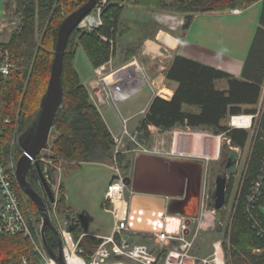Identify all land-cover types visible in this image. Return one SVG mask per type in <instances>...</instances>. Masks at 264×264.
Returning <instances> with one entry per match:
<instances>
[{
  "label": "trees",
  "instance_id": "16d2710c",
  "mask_svg": "<svg viewBox=\"0 0 264 264\" xmlns=\"http://www.w3.org/2000/svg\"><path fill=\"white\" fill-rule=\"evenodd\" d=\"M88 0H16L14 17L20 19V26L7 44H0L11 51L16 69L0 88V151L1 161L12 177L14 188L21 201L22 211L36 235L42 237L45 249L56 255L60 240L54 228L45 226L42 232V216L33 201L21 190L15 178V167L9 168L10 158L16 162L23 155L19 139L36 117L43 95L48 86L55 57L58 29L62 21ZM100 0L103 5V25L95 29H76L71 35L64 57L62 84L64 100L57 113L53 129L57 136L49 144V155L40 156L43 172L49 165L53 173L63 164L119 165L122 153L115 154L116 142L100 111L94 105L87 87L82 83L75 68L76 51L81 47L94 72L111 62L116 53L118 41L129 31L122 22V12L128 3L153 10L186 15L184 31L189 30L198 14L228 12L243 9L262 1L263 10L259 26L246 59L241 78L214 67L176 56L166 70V79L177 83L174 96L165 100L155 97L145 113L139 132H148L151 127L171 131L177 126L209 130L215 135H225L231 142L225 154H234V148L244 150L249 141V131L231 129L228 124L233 116L255 115L264 87V0ZM98 7V6H97ZM39 35V38H38ZM134 56L128 51L127 58ZM224 81L227 89L220 90L216 83ZM195 107L198 113L186 112L185 107ZM8 121V122H7ZM229 123V122H228ZM264 131V114L262 119ZM261 137V138H260ZM257 140L253 159L245 177L241 198L236 206L235 220L231 230L234 257L247 256L245 264H264V239L253 230L246 218L247 196L257 180L264 156V136ZM51 162L52 164H50ZM126 177V168L120 166ZM232 181L227 192V203L231 198ZM28 182L44 199L47 209L52 210L35 167L28 173ZM56 200V214L60 222L75 224L73 235L84 234L87 220L74 212L66 202L64 184L59 188ZM264 191L256 213L264 219ZM68 216L70 218H68ZM52 221V220H51ZM56 226L55 220L52 222ZM100 240L84 237L82 247L92 253ZM261 252L252 253V251ZM34 242L22 234L0 233V264H43Z\"/></svg>",
  "mask_w": 264,
  "mask_h": 264
},
{
  "label": "crops",
  "instance_id": "0c3cea01",
  "mask_svg": "<svg viewBox=\"0 0 264 264\" xmlns=\"http://www.w3.org/2000/svg\"><path fill=\"white\" fill-rule=\"evenodd\" d=\"M262 3V1H259L248 8L236 9L228 12L198 14L195 16L193 23L187 31L183 30L187 17L184 14L153 11L136 6L133 3L126 4L122 12L121 19L122 22L128 26L129 31L119 41H121V44L128 42L132 47L127 50L126 55H124V59L126 60L128 51H133L134 56L132 58H137L142 62V65L146 68L145 70L148 73L150 81L155 83L157 86L156 89H153L150 84H147L148 87H151L153 95L151 97L149 106L143 108L140 111L142 116L138 120L137 124L132 125V129L140 128L145 113L149 109L155 97L159 96L165 100H170L174 96L178 85L177 83L170 82L166 79V70L171 65L173 59L176 56L185 57L187 59L229 73L237 78H241L246 59L259 26L263 10ZM13 4H16V0H0V44H7L10 41L12 35L17 31V28L12 29V27L17 25V21L20 25L19 18H10L9 15L10 10L13 8ZM15 9L16 6L14 10ZM111 61V64L108 63L104 66L108 67L109 65H113L114 58ZM124 64L125 62L118 66L121 67ZM95 78L85 81L83 84L89 90L92 102L100 111L103 119H105L102 112L111 108H117L115 106L119 103L114 104L111 101H108V99L103 94H101V92L96 91L97 82ZM216 85L220 90L227 89V84L224 81H219L216 83ZM154 90H161V92L156 94ZM263 98L264 87L261 100ZM128 100L120 101V103H126ZM123 109L126 111V117L124 119L125 122L126 120L129 122L132 121L136 114H138L126 110L127 108ZM184 110L186 112L192 113L199 112L197 108L188 106L185 107ZM151 129L157 128L151 127ZM172 132L175 134V136L170 151L157 152V154L205 163V160L211 161L212 158L204 155L206 153L205 140L209 138L208 136L210 135L208 134H211L209 130L191 129L189 127L177 126ZM172 132H163V134H171ZM137 155L138 154H136L132 160L129 158L127 161L126 159L123 160L122 165L125 166L124 169L126 168L127 171L126 177L132 176ZM86 165L101 166V164H82L79 166L75 163H68L61 165L60 169L64 170L65 172L70 171L72 174H74L76 170ZM104 166L109 167L113 172L110 179L111 183L115 178L113 165ZM72 187L74 188L73 185ZM92 187L93 185L88 184L87 190H84L82 194L83 198H105L107 190H104V192L99 197L98 195L96 197H92L91 194H88V190ZM69 197L70 196L68 194L67 198ZM125 198L128 199L131 211L133 212L134 210L131 206L132 198L149 197L144 195H136L131 191L130 188H126ZM160 205H162V212H164L161 216L162 219L168 217L174 218L173 220L178 221L187 218L181 213L180 210H178L176 213L168 211L167 207H165L167 205V201L163 199H158L152 203L141 201L138 202V206L136 208L138 214L142 216V221L148 223L146 216L147 213L154 212L155 208L160 210ZM70 208L72 209L71 211L80 214L83 218L88 220V217L84 213L78 209H75L74 207ZM102 208L105 214H108L110 217L111 225L109 229H101L100 226L88 227V224L86 223L85 226L87 229H84V236L96 238L110 236L112 234L114 223L113 217L107 211L106 207L104 206V202L102 203ZM203 213L204 212L201 211L199 222H202ZM164 227L166 228L165 225L163 228ZM200 227L202 228L201 225ZM168 231L177 232L178 228L176 230L174 229ZM150 232L152 231H144V233L133 236L132 241L134 243L156 244V242L152 240V235Z\"/></svg>",
  "mask_w": 264,
  "mask_h": 264
},
{
  "label": "built area",
  "instance_id": "2783aa9c",
  "mask_svg": "<svg viewBox=\"0 0 264 264\" xmlns=\"http://www.w3.org/2000/svg\"><path fill=\"white\" fill-rule=\"evenodd\" d=\"M106 2L107 0H104L103 4ZM95 11L97 15L94 17L92 13L88 16L80 25V29H87L93 25L95 27L103 25L101 18L103 5H98ZM15 69L16 65L13 62L11 51L6 47L0 46V88ZM105 70V66L100 68L97 71L98 75L101 76ZM132 70H135L133 74ZM145 71L142 66H139V63L133 62L131 69L124 67L116 72L118 80L113 82L108 77L103 78L101 80L102 85H98L99 92L108 101L115 104L135 96L147 84L156 89V84L150 81ZM258 117L259 114L233 116L229 120V127L231 129L252 130L254 119ZM124 127V134H126L127 129L126 126ZM124 134L119 138L114 137L116 155L122 153L120 149L122 148ZM144 153L148 152L145 151ZM113 169L115 178L109 184L104 198V206L113 217V230L110 236L96 237L100 240V245L93 254H87L86 249L81 245L83 238H75L69 231L68 224L65 223L64 227L61 226L62 224L56 213L54 214L55 223H58L60 228L62 255L65 264H226L220 254L222 250L221 243L213 245L215 251L211 256L207 258L198 256L195 253V247L199 238L200 228L193 230L192 227L185 223L180 226L177 232H170L165 227H161L159 231L154 229L150 234L156 244L134 243L132 237L144 233V230L139 227V218L131 211L130 203L125 198L126 187L123 182L125 176L117 160L113 164ZM263 191L264 156L259 175L252 186L250 194L247 196L246 203V218L257 235L264 239V219L256 213ZM0 196V233L22 234L30 238L34 242L35 249L42 256L43 264H60L56 258H52L46 252L47 250L44 246L37 244L39 241L42 243V237L40 238V235L39 241H36V235L22 211L21 201L14 188L12 177L1 161V151ZM167 218H163L162 223L166 224ZM257 252L261 251L258 250ZM24 264H26L25 261Z\"/></svg>",
  "mask_w": 264,
  "mask_h": 264
},
{
  "label": "rangeland",
  "instance_id": "374dc122",
  "mask_svg": "<svg viewBox=\"0 0 264 264\" xmlns=\"http://www.w3.org/2000/svg\"><path fill=\"white\" fill-rule=\"evenodd\" d=\"M15 6L16 4H13V8L10 10V14H9L10 18H14ZM96 15L97 12L94 11L93 16L95 17ZM19 26H20L19 22L17 21V25L12 27V29L13 28L18 29ZM95 28L98 27H95L93 25V26H89L87 29L91 30ZM131 47L132 46L128 42H124L123 44H121V41H118V45L116 46V53L114 54L113 57L114 58L113 65H109L108 67H106L108 69H106L101 76L98 75L97 71L103 66L96 69L94 74V69L92 68L91 63L89 62L85 52L81 47H78L76 51L75 68L80 75L82 83L96 77L95 78L97 82L96 91L98 92L99 91L98 85H102L101 80L103 78L108 77L113 82L118 80V75L116 72L124 67H128L131 69L133 62L139 63V66H142L145 70L146 68L142 65V62L139 59L137 58H131L126 60L124 59V55H126L127 50L130 49ZM124 62H125L124 65H122L121 67L118 66ZM134 71L135 70H132V74L134 73ZM145 74H147L148 76L147 72ZM154 91L156 94L161 92V90H154ZM152 95L153 94L151 87H148L146 85L144 88L141 89V91L137 95L130 98L126 103H120L119 101L118 102L119 104L117 103L118 105L115 106L117 108L115 109L111 108L109 110L106 111L104 110L102 112L105 118L104 121L106 122L110 132L113 134V137L116 138L121 137L125 133L124 126H126L127 133L124 134L125 136L122 140V148L120 149V151L123 153V156H125L124 159H126V161L128 160V158L132 160L136 154L144 153L145 151L152 154H157V152L170 151L172 144L174 142L175 134L172 132L174 130L170 131L172 132L171 134H163V132H168V131H161L159 129H149L148 132L140 133L139 129H132V125L137 124L138 120L142 116L140 114V111L143 108L149 106ZM123 108H127L126 110L138 114H136L135 118H133L132 121L129 122L128 120H126L125 122L124 119L126 117L125 116L126 111ZM256 109H257L256 114H259V117L257 119H254L253 129L249 130L250 137L247 146L245 147L244 150H241L239 148H234L237 150L238 165L236 171L229 173L228 175L227 188L229 186L230 181H232L231 178L233 179V182L231 183L232 194L230 201L226 203L224 209L218 212H214L213 208H211V200H209V198H212L213 192L216 188L217 176L223 173L221 168L223 154L228 148H231V142L230 140H227L225 135H215L211 131H210L211 134H208L210 135L208 136L209 138L205 140L206 153L204 155L212 158L211 161L205 160L206 179H205L202 198H206V201L203 204L204 213H203L202 222H198L196 225H194V227H192L193 230L200 228L199 238L197 240L195 247V253L203 258H207L214 253L215 251L213 247L214 244L221 243L222 250L220 254L221 257L224 258L226 264H245V262L247 261V256L245 255H242L240 258L234 257L233 255L234 247L232 246L231 243V230L235 220L236 206L238 205L239 199L241 198L245 177L248 174V170L250 168V164L253 159V153L257 140L261 135L264 136V131L262 129V119L264 114L263 99L260 101ZM228 122L229 121H226L224 124L229 125ZM53 132H55L54 129L52 130L50 143L54 141V139L57 136V134H55L54 136ZM49 154L50 152L48 150L42 153V155H49ZM18 160L15 162L14 158L11 157L9 168L16 167ZM49 163L52 164L51 162ZM120 166L123 169L125 167L122 165V163L120 164ZM112 173L113 172L110 170V168L104 165L101 166L86 165L76 170L74 174H72L70 171L65 172L64 170L60 169L59 166L57 168V171L54 173L56 178V182L54 186L56 200L58 201L60 197V192H59L60 185L64 184L67 205L69 207H74L75 209H78L88 217L87 218L88 227L100 226L101 229L107 230L111 225L110 224L111 221L108 214H105L102 208V203L104 202V199L83 198L82 194L84 190H87L88 184H90L93 185V187L88 190V194H91L92 197H96L97 195L98 197L101 196V194L104 192V190L105 191L107 190V187L110 184ZM72 185L74 186V188L72 187ZM68 194L70 196L69 198H67ZM48 212L53 222L54 214L56 213L55 204L52 210H48ZM261 212L264 214V207H261ZM70 213L73 214L74 212L70 211ZM168 219L169 221H173L174 218H167V220ZM216 222H220V224H222L223 227V229L219 232H217L215 229ZM177 224L178 225L177 227H175V230L177 228L178 229L180 228L181 220H178ZM200 225L202 226V228L200 227ZM61 226L64 227V222ZM165 226L167 229L169 228L168 227L169 224H167V222ZM83 228L87 229L86 226H84ZM37 244L40 246L42 245V247L45 246L43 241L42 243L41 241H39V243L37 242ZM257 251L258 250L252 251V253L253 252L257 253Z\"/></svg>",
  "mask_w": 264,
  "mask_h": 264
},
{
  "label": "water",
  "instance_id": "95a60500",
  "mask_svg": "<svg viewBox=\"0 0 264 264\" xmlns=\"http://www.w3.org/2000/svg\"><path fill=\"white\" fill-rule=\"evenodd\" d=\"M100 0H88L79 9L68 15L58 29L55 57L51 68V75L45 94L40 103V109L36 117L31 122L26 132L20 137L19 144L23 150L22 157L15 167V178L21 190L33 201L38 208L43 220L42 232L45 226L50 225L59 233L52 224L44 199L33 189L28 182V173L35 167L40 175L42 185L52 204H56L54 186L56 182L52 168L47 165L43 172L41 168L42 153L46 151L50 144V137L55 124L57 113L64 100V90L62 84V74L64 57L66 54L69 39L76 29H80L82 22L90 16L97 8ZM54 136L56 132H53ZM237 156V150L234 154ZM238 160L229 161L227 169L236 166ZM206 163L174 157L139 153L134 163V172L131 177L124 178V185L130 188L136 195H144L149 198H132L131 206L134 210L138 202H154L158 199L167 201V210L176 213L182 204L188 200L196 199V210L189 216L186 224L191 225L192 220L199 219V200L202 193V182L206 172ZM226 174H221L216 179V188L212 195L213 211L218 212L225 208L227 203ZM193 190V191H192ZM195 193L194 196L192 193ZM163 197V198H151ZM163 210V209H162ZM162 210L147 213L148 224L142 229L145 232L153 231L152 222L162 221ZM157 216V219H155ZM68 218H70L68 216ZM156 220V221H153ZM142 225H139L141 228ZM75 224L69 226V231L73 232ZM220 230V228H218ZM60 246L61 242H60ZM54 257V255H52ZM60 264H65L62 255L57 257Z\"/></svg>",
  "mask_w": 264,
  "mask_h": 264
},
{
  "label": "flooded vegetation",
  "instance_id": "af4514ba",
  "mask_svg": "<svg viewBox=\"0 0 264 264\" xmlns=\"http://www.w3.org/2000/svg\"><path fill=\"white\" fill-rule=\"evenodd\" d=\"M235 158L238 160L237 156L231 154H225L222 158V162H221V168H222V172L221 174H226L227 175V179H228V175L229 173H232L234 171H236V168H237V165L236 166H232L231 169H227V166L229 165V161L233 162L235 160ZM238 163V162H237ZM219 174V175H221ZM218 175V176H219ZM217 176V177H218ZM205 179H206V175L204 176V179H203V182H202V193H201V198L199 200V219L197 220H192V223L190 225V227H194V225H196L199 220H200V217H201V207H202V204L205 203L206 201V198H202L203 196V189H204V184H205ZM217 179V178H216ZM193 191V190H192ZM194 192L192 193V195L194 196ZM189 199V200H188ZM186 200H188L185 204H182V206L180 207V211L181 213L186 216L187 218H185L184 220H181V224H186L189 216H192L194 213H195V210H196V199L195 198H186ZM209 200H211V208H213V201H212V198H209ZM216 225V231L219 232L223 229L222 227V224H220V222H216L215 223ZM218 228H220V230H218Z\"/></svg>",
  "mask_w": 264,
  "mask_h": 264
},
{
  "label": "bare ground",
  "instance_id": "6f19581e",
  "mask_svg": "<svg viewBox=\"0 0 264 264\" xmlns=\"http://www.w3.org/2000/svg\"><path fill=\"white\" fill-rule=\"evenodd\" d=\"M204 204V203H203ZM203 204H202V207H201V211L202 212H204L203 211ZM159 207V206H158ZM159 209L160 210H162L163 208H162V205H160V207H159ZM157 209L155 208V210L154 211H156ZM134 215L136 216V217H138L139 218V225H142L141 226V228H144L148 223H146V222H143L142 221V216L141 215H139L138 214V212H137V208H135L134 209ZM155 219H157V216H156V218ZM153 221H156V220H153ZM166 222H168L167 224H169V228L168 229H170V230H174L175 229V227H177V221H166ZM61 224H63V222H61ZM65 224V223H64ZM66 224H68V223H66ZM71 224H68V228H69V226H70ZM164 225H166V224H164V223H162V221L160 220V221H158L157 220V222H155V224L152 222V224H151V226H152V228H154L155 230H160L161 229V227H163ZM54 227H55V229L59 232L60 231V228H59V224L58 223H56V226L54 225ZM57 233V232H56ZM72 234H73V232H71ZM58 234V237H59V240H60V242H61V245H62V241H61V235H60V232L59 233H57ZM74 236V235H73ZM75 237V236H74ZM84 237H86V236H84V234L82 235V236H80L79 238H77V239H80V238H84ZM76 238V237H75ZM100 245V244H99ZM99 245L97 246V248L99 247ZM45 247V246H44ZM97 248L92 252V253H88L87 252V254H89V255H91V254H93L96 250H97ZM60 255H62V247L60 246V249H59V252L53 257L52 255H51V257L52 258H56L57 259V257H59ZM62 257H63V255H62Z\"/></svg>",
  "mask_w": 264,
  "mask_h": 264
}]
</instances>
